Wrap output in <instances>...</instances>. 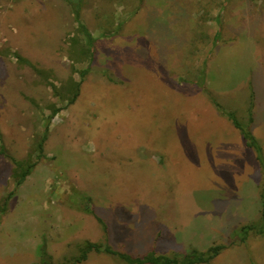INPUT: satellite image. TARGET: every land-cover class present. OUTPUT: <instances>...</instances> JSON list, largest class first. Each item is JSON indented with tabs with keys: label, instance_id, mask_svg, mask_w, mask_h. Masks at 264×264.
<instances>
[{
	"label": "rangeland",
	"instance_id": "rangeland-1",
	"mask_svg": "<svg viewBox=\"0 0 264 264\" xmlns=\"http://www.w3.org/2000/svg\"><path fill=\"white\" fill-rule=\"evenodd\" d=\"M262 104L264 0H0V264H264Z\"/></svg>",
	"mask_w": 264,
	"mask_h": 264
},
{
	"label": "trees",
	"instance_id": "trees-1",
	"mask_svg": "<svg viewBox=\"0 0 264 264\" xmlns=\"http://www.w3.org/2000/svg\"><path fill=\"white\" fill-rule=\"evenodd\" d=\"M79 27L83 30V32L88 38V41L92 44V42L94 41L93 36L81 21L79 22ZM19 60L25 61V59L21 56H19ZM88 73H89V69H85L81 72L82 79L80 81H76V80L71 81V85H72L71 91L73 94L72 96L65 98L68 105L73 104L78 98L79 93H80L81 83ZM59 112H60V109L58 108L54 109L51 119L54 118V116L57 115ZM229 117L233 120L237 128L242 130L243 134L245 135V138L249 140L248 141L249 145L255 147L257 151L259 152L260 151L259 145L257 141L254 139L252 133L248 131L247 129H245L240 124V122L235 118L234 114L232 113L229 114ZM250 120L252 121V118ZM45 130H46V133L43 136V140L39 143L40 154L44 152V143L49 133V129L46 128ZM259 159L262 162L260 156H259ZM15 164H16V167L13 170V175H14L13 178L15 180V186L16 188H18L24 182L26 177L32 172L36 163L34 162L32 163L29 161L18 163L17 161H15ZM12 194L13 193H10V196H12ZM261 195H262V201H263V220H264V189L262 190ZM97 218H98V221L103 225V228L106 231V227H105L106 225L104 224V221L99 217ZM250 230L251 228H248L245 234L247 235ZM258 230H259V233H264V221H263L262 228ZM223 248L224 246L222 245L212 246L206 252H199L197 250H194L191 253L186 254L182 257H177V256L171 257V256H166V255H159L153 252H150L141 257H133L131 255L115 251L108 246H106L105 248H102L101 246L97 244L89 243L83 256L86 257L89 251L96 249L98 251H105L107 253L114 254L127 264H202V263L209 262V260L215 257L216 255H218Z\"/></svg>",
	"mask_w": 264,
	"mask_h": 264
},
{
	"label": "crops",
	"instance_id": "crops-1",
	"mask_svg": "<svg viewBox=\"0 0 264 264\" xmlns=\"http://www.w3.org/2000/svg\"><path fill=\"white\" fill-rule=\"evenodd\" d=\"M260 108V110H258V112H262L263 110H264V105L262 104V106H260L259 107ZM255 120L257 121H259L260 120V118L257 116V115H255Z\"/></svg>",
	"mask_w": 264,
	"mask_h": 264
}]
</instances>
